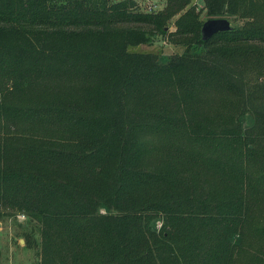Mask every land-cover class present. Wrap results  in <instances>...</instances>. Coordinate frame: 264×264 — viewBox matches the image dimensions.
I'll return each mask as SVG.
<instances>
[{
	"label": "trees",
	"instance_id": "16d2710c",
	"mask_svg": "<svg viewBox=\"0 0 264 264\" xmlns=\"http://www.w3.org/2000/svg\"><path fill=\"white\" fill-rule=\"evenodd\" d=\"M157 1L0 0V220L39 264H264V0Z\"/></svg>",
	"mask_w": 264,
	"mask_h": 264
},
{
	"label": "rangeland",
	"instance_id": "374dc122",
	"mask_svg": "<svg viewBox=\"0 0 264 264\" xmlns=\"http://www.w3.org/2000/svg\"><path fill=\"white\" fill-rule=\"evenodd\" d=\"M145 0H136V3L142 6V9H147L144 4ZM198 3L199 7L204 6V0H193ZM204 20L208 17L203 14ZM232 25L240 24L232 18H229ZM173 22L171 29H174ZM130 50L136 52H153L159 54L163 59L185 51L184 45H177L167 37L160 36L152 43H141L137 46L130 47ZM245 125L249 123V117L244 118ZM24 213L20 212L16 215L0 220V264H39V256L36 249L27 247L23 237V231L29 227L27 217H22ZM23 240V241H22Z\"/></svg>",
	"mask_w": 264,
	"mask_h": 264
},
{
	"label": "water",
	"instance_id": "95a60500",
	"mask_svg": "<svg viewBox=\"0 0 264 264\" xmlns=\"http://www.w3.org/2000/svg\"><path fill=\"white\" fill-rule=\"evenodd\" d=\"M231 29H233V25L230 19L226 17L208 18L203 23L201 37L203 40H208L218 32L229 31ZM1 225L2 223L0 222V226Z\"/></svg>",
	"mask_w": 264,
	"mask_h": 264
},
{
	"label": "built area",
	"instance_id": "2783aa9c",
	"mask_svg": "<svg viewBox=\"0 0 264 264\" xmlns=\"http://www.w3.org/2000/svg\"><path fill=\"white\" fill-rule=\"evenodd\" d=\"M144 4L147 7V10L151 11L157 8H161V5L158 3L157 0H145ZM22 217H26L25 214L20 215Z\"/></svg>",
	"mask_w": 264,
	"mask_h": 264
}]
</instances>
